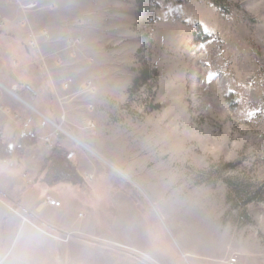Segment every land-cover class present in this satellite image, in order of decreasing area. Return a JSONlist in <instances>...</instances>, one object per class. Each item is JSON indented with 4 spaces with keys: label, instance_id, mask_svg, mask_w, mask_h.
<instances>
[{
    "label": "rangeland",
    "instance_id": "obj_1",
    "mask_svg": "<svg viewBox=\"0 0 264 264\" xmlns=\"http://www.w3.org/2000/svg\"><path fill=\"white\" fill-rule=\"evenodd\" d=\"M19 2L24 13L47 8ZM32 2L39 9L24 11ZM94 7L87 49L78 50L81 35L63 42L81 61L60 91V121L44 120L53 136L38 139L42 128L26 148L39 151L52 136L72 152L84 184L48 188L38 173L52 149L43 160L34 152L28 173L23 151L18 173H0L3 207L50 234L57 251L75 253L70 264H264V0H94ZM20 24L21 46L36 54L29 82L36 84L51 61H63L49 29L31 28L27 18ZM143 67L148 79L136 83ZM23 87L15 94L31 106ZM35 184L44 191L38 197ZM47 195L60 205L46 225L44 208L30 203ZM31 242L42 250L51 243Z\"/></svg>",
    "mask_w": 264,
    "mask_h": 264
},
{
    "label": "crops",
    "instance_id": "obj_2",
    "mask_svg": "<svg viewBox=\"0 0 264 264\" xmlns=\"http://www.w3.org/2000/svg\"><path fill=\"white\" fill-rule=\"evenodd\" d=\"M39 2L47 6V8L45 7L33 13H24L18 9L17 5H7L5 0H0V18H4L6 21L5 25L0 27V57L2 56V59H0V135L2 142L10 150L15 147L17 139L22 135L30 134L35 136L42 131V128H44V134H38V139L51 133L53 136V131L46 125L47 123L44 120H49L53 123L60 121L59 116L65 110L64 105L60 104V91L64 85L68 86L73 83H69L68 80H74L75 72L80 70L79 61H81L80 56L75 58V56H71L70 51H62L63 42L66 37L81 35L85 39L81 44L86 43V45L83 44L84 47H79L78 50H86L85 46L88 47L89 42L85 34L91 31L94 32L93 27L96 22L94 20V0H39ZM49 5L52 8L48 7ZM106 14L112 16L108 10H106ZM77 17H83L87 21L80 25H75L72 21L77 19ZM23 18L28 19L29 27L31 28L35 27L36 30L46 28L51 31L54 37V42L51 45L52 51H56L55 55H59L56 58L63 61L60 65L51 61L50 65H48L46 77L43 75L44 73L39 72L43 78L40 75V81L36 84L33 82L32 84L29 83L31 81L30 77L38 73L36 67L32 65L36 54L25 49L20 44V41L22 42L25 37V30L20 24ZM107 22L108 20H105L106 24ZM30 33L32 32H28L26 36ZM19 83L24 84L23 89L26 90L24 97L29 95L34 101L33 105L31 104L30 106L28 103L23 102L24 100L15 94L21 91L20 88L18 89ZM9 94H13L16 101ZM54 99L59 100L58 106L55 104ZM20 102H23L30 110L34 111L39 116V119H35L34 115L31 117V115L25 114ZM10 113L21 115L22 123L15 121ZM42 117L44 119H40ZM59 140L61 141V139ZM38 145L42 148L39 151L34 147L24 150L23 162L21 161L23 164L21 173H28L26 169L34 152L44 153L42 156L40 155V160H43L48 155L50 148L44 143ZM57 146L63 147L64 145L58 143ZM11 155V157L6 159H0V173H18L17 166L19 164L17 165L14 161V154L12 153ZM14 163L16 167H14ZM36 188L38 191L37 195L34 193V188H30L28 191L38 197L44 191L38 185H36ZM8 190L11 189L9 188ZM35 201L36 199L32 200L30 204H39V207L45 210L46 217L42 218L43 222L47 225V221H53L54 217H50V214L55 212L56 208L43 206L40 202ZM14 216L3 207V203L0 201V264H70L74 261L75 253L66 252V248H61L59 251L56 250V243L50 238V234L36 233L29 225L16 221ZM3 218H8L5 223L2 222ZM24 232H27V234ZM29 232L33 234V237L36 235L38 238H31ZM28 239L29 242L27 241ZM31 240L35 242L51 241V243L47 249L42 250L28 245V243H32ZM19 242L20 244H18Z\"/></svg>",
    "mask_w": 264,
    "mask_h": 264
},
{
    "label": "trees",
    "instance_id": "obj_3",
    "mask_svg": "<svg viewBox=\"0 0 264 264\" xmlns=\"http://www.w3.org/2000/svg\"><path fill=\"white\" fill-rule=\"evenodd\" d=\"M139 74V77L135 81L136 83L147 80L149 70L143 67ZM35 142L36 141L30 134H25L17 139L15 147L10 150L7 145L2 142L0 135V159L11 157L12 153L15 158H20L23 151L28 146L35 145ZM71 158L72 152L65 151V149L60 147H54L49 155L44 158L41 169L39 170L38 178L40 182L44 183L48 188L61 184L79 187L84 184V179L79 174Z\"/></svg>",
    "mask_w": 264,
    "mask_h": 264
},
{
    "label": "built area",
    "instance_id": "obj_4",
    "mask_svg": "<svg viewBox=\"0 0 264 264\" xmlns=\"http://www.w3.org/2000/svg\"><path fill=\"white\" fill-rule=\"evenodd\" d=\"M19 1H24V0H5V2H7L8 4L14 3L13 5H17V6L21 5V3ZM23 7H24L23 8L24 11L33 10V9L38 10L39 9L38 3H36V2H32L29 5L23 6ZM4 21H5V19L0 21V26L5 23ZM24 21H26V19H24ZM28 36H29V40H28L29 48L33 49V50L37 49V43L35 41V37L33 36V34L30 33ZM79 42H80V40L74 39V40L68 41L66 44L72 48L73 47L72 45L76 46V44H78ZM91 108H92V106H91ZM44 141H45V144L47 145V147L50 149H53L55 146H57L56 143L51 141V137L50 138L47 137ZM57 147H59V146H57ZM23 177H25V174L23 175ZM42 204H43V206H47V207H57L60 205V202L58 200H56L55 198L47 195V196H45L44 200L42 201ZM236 261H237L236 258H231L229 260L228 264H234V263H236Z\"/></svg>",
    "mask_w": 264,
    "mask_h": 264
},
{
    "label": "snow or ice",
    "instance_id": "obj_5",
    "mask_svg": "<svg viewBox=\"0 0 264 264\" xmlns=\"http://www.w3.org/2000/svg\"><path fill=\"white\" fill-rule=\"evenodd\" d=\"M208 79L209 80L211 79V74H209ZM254 115H255V112H253V111H250V112L247 113L248 118H251Z\"/></svg>",
    "mask_w": 264,
    "mask_h": 264
}]
</instances>
